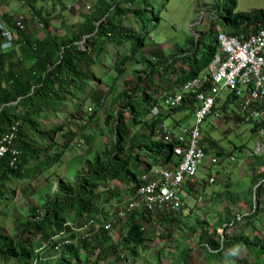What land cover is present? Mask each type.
I'll list each match as a JSON object with an SVG mask.
<instances>
[{
    "label": "trees",
    "instance_id": "16d2710c",
    "mask_svg": "<svg viewBox=\"0 0 264 264\" xmlns=\"http://www.w3.org/2000/svg\"><path fill=\"white\" fill-rule=\"evenodd\" d=\"M18 1L29 11V22L35 23L36 29L23 18L20 21L23 30L18 29L10 16L0 20L15 39L10 50L0 51V137L11 134V127L17 123L14 139L0 159V219L9 217L18 184L27 182L24 188L20 187L23 194L31 180L51 176L55 165L63 162L65 151H71L77 133L71 131L67 121L76 122L82 131L86 128L84 124L95 120L96 110L101 107L104 95L100 86H112L129 64L142 67L131 72L133 81L118 92L120 105L115 114L105 118L112 126L110 144L93 151L91 155L95 154L74 173L72 181L57 182L50 193L38 197L37 204L29 205L23 220L16 217L12 221L11 235L0 230V264H101L112 259L110 264H119L121 258H126L125 253L132 259L139 257V250L152 241L157 225L160 232L167 234L183 227L189 240L196 236L194 247L181 251L179 264H188V256L195 249L202 252L201 260L206 264H264V200L260 198L264 177L254 174L248 189L234 193L240 198L248 195L245 203L248 213L230 215L227 204L232 200L229 188L233 183L226 182L222 191L210 196L212 200L215 198L211 202L225 201L226 207L214 214L206 213L213 215L209 222L195 218L182 223L179 217L182 212L153 216L140 207L125 214L120 228L122 234L117 245L125 253H118L108 234L122 222L117 214L125 210L124 202H128L124 199L131 198L143 184L141 175L152 168L173 169L177 165L174 145L156 139L154 134L155 125L168 116L161 113L156 119L147 118L153 108L162 111L160 97L173 94L179 85L207 72L218 53L213 27L219 26L228 36L247 37L264 30V10L234 13L235 0H214L211 28L199 35L190 34L179 43L166 44V50L150 56L143 55V50L150 42L149 34L161 24V15L170 0H95V10L88 15L82 13L83 22L78 26L65 25L61 17V11L67 9L64 1L58 2L56 15L53 12L57 1ZM53 16L64 30L61 35L51 31ZM174 66L178 72H174ZM93 69L98 73L104 70V75L97 78ZM172 74L176 76L170 80ZM84 100L94 105L86 117L82 115ZM236 100L231 95L218 96L214 109L226 122L246 123L237 110ZM66 104L71 107L69 117L63 123H49L46 127L47 115L61 113ZM195 106L194 95L188 94L178 107L168 112H188L191 116ZM124 112L128 113V120L124 119ZM249 123L253 137L261 138L259 131L264 129V121ZM57 135L61 144L55 143ZM226 142L232 147L229 153L219 148L217 142L204 140L201 133L200 148L204 155L215 148L213 156L219 163L242 149V145ZM252 155L257 163L264 164V155ZM253 166L256 164H250L251 169ZM210 178L208 175V181ZM112 182L123 186L124 193ZM198 184L196 179L189 186L190 191ZM204 186L205 183L198 185L200 198ZM105 206H109L113 217L104 213L108 210ZM239 220L244 221V228L234 230ZM108 222L112 224L107 230ZM66 240L70 242L63 243ZM48 254H52L53 261L47 259ZM156 258L159 264V256Z\"/></svg>",
    "mask_w": 264,
    "mask_h": 264
},
{
    "label": "rangeland",
    "instance_id": "374dc122",
    "mask_svg": "<svg viewBox=\"0 0 264 264\" xmlns=\"http://www.w3.org/2000/svg\"><path fill=\"white\" fill-rule=\"evenodd\" d=\"M47 1H57L53 12L54 15H56L59 11L58 7L60 5L58 6V2L64 1L63 6L67 9L61 11V17L63 18L66 26H70L71 24L78 26L83 22L81 17L82 13L88 15L95 10V0ZM213 2L214 0H170L165 11L161 15V24H159L155 31L149 34L148 39L150 42L146 45L142 54L151 56L153 53H161L166 50V44L171 45L175 42L179 43L184 37L190 34L199 35L207 28H211V23L214 18L211 10ZM46 8H48V6H46ZM252 9L264 10V0H235L234 13L246 12ZM9 15L16 18L22 17L26 23H28V26L33 24L32 28L36 29L35 23L29 22V11L20 1L0 0V20L3 16ZM54 17L55 16L52 17L51 21V26L54 29L51 28V31L54 34L61 35L64 30L58 23H56ZM219 28V26H215L212 28V31L214 33H218L221 31ZM41 36L42 34L39 33L38 37ZM83 47L84 46H82V49L84 50L85 48ZM104 60L105 57L103 56V63L107 66V63L104 62ZM141 67V65L136 63L129 64L126 68V72L123 73L120 78L113 80L112 86L104 84L100 86L99 90L102 92V95H104V98L100 103L101 107L96 110L97 114L95 120H91L88 124H84V127L86 128L82 131H79V126L76 122L66 120L67 126L71 129V131L77 133L76 138L71 142V151H65L64 156L62 157L63 162L57 167L55 165L51 176L46 175L44 178L41 176L36 177L33 181L31 180L28 183L29 189H26L23 194L21 193L22 188L20 187L24 188V185L27 184V182L18 184L19 190H17V188L14 189L15 199L10 203L11 206H9V217L7 219H0V230L3 234L5 233L6 235H11L13 232V229L11 228L12 221L16 217L23 220L29 205L37 204L38 197L44 196L46 193H50L56 187L57 182L61 181L62 183H66L72 181L74 173L80 169V166H82L83 163L88 161L95 154L91 155L93 151L102 150L105 146L110 144V140H112L110 129L112 126L111 124H107L105 122V118L110 115V113L113 114L114 111L117 110L116 108L120 105L118 104V92L128 88L129 83L133 81V78L130 75L131 72L134 70H140ZM177 68V66H174V72H178L176 71ZM93 72L96 74L95 76H97V78L104 75V70L103 72L98 73L95 69H93ZM174 76H176V74H172L169 79H173ZM93 84L95 85V81ZM163 96L164 94L160 97L159 106L161 107L162 115L168 116V118L164 120V123L172 127V120L175 118L178 119L180 127L188 128L192 123V117L190 114H188V112H168L167 108L162 104ZM221 96L224 97L225 92H222ZM84 101V105H82V115L86 117L91 114L94 109V105L92 106L89 100ZM70 108V105L66 104L61 113L57 112L55 115H47L48 122H46V127H48L49 123H63V121L69 117ZM56 110H59V106H57ZM41 113H43L42 109L39 110L40 116H42ZM128 116V113H123L125 120H128ZM251 127V123L236 124L234 121L226 122L222 119L219 121L215 120L213 116L207 117L200 125L204 140L211 139L217 142L219 148L223 147V150L226 153H229L232 149L231 145L227 144L226 140L235 145H242V149L239 152H232V158L222 159L217 164L210 163L211 157H214L213 153L216 152L215 148H212L209 153L205 154L196 174L197 182L199 184H206V187L204 186V194L201 195V198L198 197L197 193L199 184L194 188V191H190L189 186L193 185L196 181L190 185L189 183L184 184L180 191V197L184 203V210L181 214H179L182 223L187 219L195 218H200V220L205 219L209 222L212 219L211 216L213 215L207 216L206 213L214 214V211H221L224 207H226L227 203L225 201H221L217 204L218 201L211 202L215 198L212 200L210 197L212 192L222 191L226 182L230 184L233 183V185L231 184L229 188L232 192V200L229 204H227L230 215H238L239 212L240 214L248 213L249 208L245 205V203L248 202V195L246 196L247 198H240V196L234 193L237 191L238 193L244 192L248 189L250 187V179L253 174L256 177H264V164L257 163L252 155L253 152L264 155V138L263 136H260L261 138L253 137L250 133ZM132 131L133 129L131 130L130 135H132ZM86 141L89 142V145L85 144ZM55 143H62L60 136L57 135L55 137ZM257 145L262 146V148L259 147L260 149L258 151L262 150L259 153L256 150ZM150 160L151 159H149V161ZM250 164H256V166H253V169H251ZM54 175H56L57 180H55ZM208 175L214 178L213 183L208 184ZM46 179H48L47 182H45ZM111 185L119 187L121 193H124V187L117 182H112ZM260 198L262 201L264 200V188L261 192ZM126 199L127 198L124 200ZM252 202L254 203V201ZM15 205H17V207ZM108 208L109 206H105V209ZM104 213H107L109 217H113V213L109 209L107 211L105 210ZM111 221H114V219ZM123 221L124 220H122L120 225L115 226V228H111L108 233L110 236L109 238L116 245L122 234V230L120 228L123 225ZM190 221L192 222V220ZM158 226L159 225L155 228L152 241L148 243L145 249L139 250V257L135 259L128 257L122 248L117 245L118 253H125L126 257L125 259L121 258L119 264H156V255L157 257L159 256V264H179L181 251L184 247H194L196 236H193L192 240H189L183 227H181L180 230L175 229L167 234L165 232H160ZM243 228L244 221H240L234 230H242ZM219 233L222 232L219 231ZM120 249L121 251H119ZM51 255L48 254V260L53 259V256ZM201 257L202 252L195 249L194 253H191L188 256V264H206L201 260ZM113 261L114 259L110 260V263Z\"/></svg>",
    "mask_w": 264,
    "mask_h": 264
},
{
    "label": "built area",
    "instance_id": "2783aa9c",
    "mask_svg": "<svg viewBox=\"0 0 264 264\" xmlns=\"http://www.w3.org/2000/svg\"><path fill=\"white\" fill-rule=\"evenodd\" d=\"M19 20L16 19L15 23L22 29ZM13 40L9 28L0 24V50H9ZM216 42L218 54L207 72L181 84L176 93L162 100V104L168 109L178 107L188 94L194 95L196 101L193 123L189 129H181L175 133L165 123L155 125L156 139L174 145L173 153L178 158L176 167L173 170L152 168L147 175H141L143 184L128 199L125 210L118 212L119 219H123L125 214L138 205L153 216L159 213H177L183 209L181 188L185 182L195 181L204 158L200 148V125L207 117L221 118L214 105L215 98L221 96L222 92H225V97H236L237 110L245 122L264 121V30L247 37L228 36L219 31L216 33ZM158 115L159 110L153 108L149 117L155 119ZM16 126L17 123L11 127V134L0 137V159L14 139ZM263 130L259 131L260 136H263ZM259 147L262 148L257 145V151ZM215 162V159H211V163ZM105 228L108 229L109 224ZM69 242L66 240L63 243Z\"/></svg>",
    "mask_w": 264,
    "mask_h": 264
},
{
    "label": "clouds",
    "instance_id": "9594fccd",
    "mask_svg": "<svg viewBox=\"0 0 264 264\" xmlns=\"http://www.w3.org/2000/svg\"><path fill=\"white\" fill-rule=\"evenodd\" d=\"M9 16L11 17V19L15 18L14 21L12 20L13 23H15V20H16V19H20L19 21H21V18H22V17H18V18H16V17H14V16H12V15H9ZM0 24H4V22H0ZM4 25H5V24H4ZM5 26L7 27V25H5ZM21 26H22V25H21ZM18 29H19V28H18ZM19 30H23V27H22V29H19ZM11 33L13 34V32H11ZM13 37H14V35H13ZM14 40H15V39H14ZM14 40H13V42H14ZM12 45H13V43H12ZM11 47H12V46H11ZM10 49H11V48H10ZM10 49H9V50H10ZM0 51H1V50H0ZM7 51H8V50H7ZM1 52H5V51H1ZM179 86H180V85H179ZM179 86H178V87H179ZM178 87H177V89H178ZM177 89L175 90L174 93L177 92ZM174 93H173V94H174ZM173 94H171V95H173ZM167 96H168V95H167ZM164 97H166V95H164V96L162 97V100H163ZM156 109H158V108H156ZM173 109H174V108H173ZM158 110H159V109H158ZM167 110L169 111V110H171V109H168V108H167ZM193 112H194V110H193ZM159 114L161 115L160 110H159ZM149 115H150V114H149ZM158 116H159V115H158ZM158 116H157V117H158ZM192 116H193V114H192ZM149 118H150V117H149ZM150 119H152V118H150ZM155 119H156V118H155ZM220 119H221V118H220ZM152 120H153V119H152ZM215 120H219V119H215ZM159 123H160V122H159ZM162 123H164V122H162ZM246 123H249V122H246ZM167 126H168L170 129H172V127H170L169 125H167ZM181 129H182V128H181ZM181 129H180V130H181ZM172 130H173V129H172ZM173 131H174V130H173ZM174 132H177V131H174ZM259 136H260V135H259ZM253 153H254L255 155L257 154V153H255V152H253ZM203 154H204V153H203ZM204 156H205V155H204ZM203 159H204V158H203ZM211 159H215V160H216L215 163H216V164L218 163V160H217L215 157H211ZM211 159H210V163H211ZM211 164H213V163H211ZM197 171H198V170H197ZM146 175H147V174H146ZM140 178H141V177H140ZM196 179H197V178H196ZM196 179H195V181H196ZM210 180L213 181V177H211V178L209 179L208 183H212V181L210 182ZM188 183H189V182H185V184H188ZM193 183H194V181H193ZM190 184H192V183H189V185H190ZM183 186H184V185H183ZM181 189H182V188H181ZM181 200H182V199H181ZM126 201H128V199H126ZM182 202H183V201H182ZM126 204H127V203L124 202V205H126ZM141 207H142V206H141ZM136 208H140V205H138V207H136ZM134 209H135V208H134ZM183 210H184V203H183V209H182L180 212H183ZM180 212H177V213H180ZM171 214H176V213H171ZM124 218H125V217H124ZM124 218H123V219H124ZM123 219H122V220H123ZM108 224L110 225L109 222H108ZM106 225H107V224H106ZM105 229H106V228H105ZM108 229H109V228H108ZM108 229H107V230H108Z\"/></svg>",
    "mask_w": 264,
    "mask_h": 264
},
{
    "label": "crops",
    "instance_id": "0c3cea01",
    "mask_svg": "<svg viewBox=\"0 0 264 264\" xmlns=\"http://www.w3.org/2000/svg\"><path fill=\"white\" fill-rule=\"evenodd\" d=\"M191 117H192V123H193V116L191 115ZM147 118H149V115H148V117ZM192 123L190 124V126L188 127V128H185V127H180L179 126V121H178V119H173L172 120V129L174 130V131H178V130H180L181 128L182 129H189L191 126H192ZM176 133V132H175ZM178 159V158H177ZM178 163V162H177ZM175 168V167H174ZM173 168V169H174ZM173 169H171V170H173ZM183 188V187H182Z\"/></svg>",
    "mask_w": 264,
    "mask_h": 264
},
{
    "label": "bare ground",
    "instance_id": "6f19581e",
    "mask_svg": "<svg viewBox=\"0 0 264 264\" xmlns=\"http://www.w3.org/2000/svg\"><path fill=\"white\" fill-rule=\"evenodd\" d=\"M219 120H221V119H219Z\"/></svg>",
    "mask_w": 264,
    "mask_h": 264
}]
</instances>
